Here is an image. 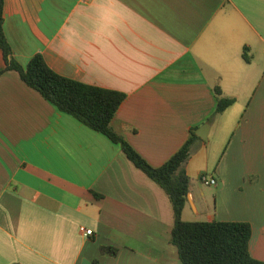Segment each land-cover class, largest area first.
Wrapping results in <instances>:
<instances>
[{"label":"crops","instance_id":"crops-1","mask_svg":"<svg viewBox=\"0 0 264 264\" xmlns=\"http://www.w3.org/2000/svg\"><path fill=\"white\" fill-rule=\"evenodd\" d=\"M4 20L23 67L41 55L124 94L112 126L152 167L209 126L186 165L182 218L249 223L264 262V0H5ZM0 73V264H182L165 191L6 71L1 47ZM216 88L235 100L217 115Z\"/></svg>","mask_w":264,"mask_h":264},{"label":"trees","instance_id":"trees-1","mask_svg":"<svg viewBox=\"0 0 264 264\" xmlns=\"http://www.w3.org/2000/svg\"><path fill=\"white\" fill-rule=\"evenodd\" d=\"M4 6L5 0H0V47L6 71L17 72L29 88L37 91L60 111L121 145L127 158L165 191L174 212L171 242L177 248L182 264H264L250 253L252 227L249 223L183 220L192 184L186 165L192 145L198 139L195 133L165 165L152 167L112 126L125 95L63 77L51 70L41 55H36L23 67L15 60L5 34ZM215 93L218 100L216 115L235 103L234 99L223 97L220 88H216ZM105 250L113 251L109 248Z\"/></svg>","mask_w":264,"mask_h":264},{"label":"built area","instance_id":"built-area-1","mask_svg":"<svg viewBox=\"0 0 264 264\" xmlns=\"http://www.w3.org/2000/svg\"><path fill=\"white\" fill-rule=\"evenodd\" d=\"M200 180H201V183L206 186H216L217 185V182L215 179H210L205 174L201 175ZM80 232L85 237H91L94 234L92 230L86 229L84 227L80 228Z\"/></svg>","mask_w":264,"mask_h":264},{"label":"water","instance_id":"water-1","mask_svg":"<svg viewBox=\"0 0 264 264\" xmlns=\"http://www.w3.org/2000/svg\"><path fill=\"white\" fill-rule=\"evenodd\" d=\"M209 126H205L202 129H200L199 131H196V134L203 139L204 141H208V136H207V130H208Z\"/></svg>","mask_w":264,"mask_h":264},{"label":"rangeland","instance_id":"rangeland-1","mask_svg":"<svg viewBox=\"0 0 264 264\" xmlns=\"http://www.w3.org/2000/svg\"><path fill=\"white\" fill-rule=\"evenodd\" d=\"M205 192L209 195L210 192H212L211 190H208V188H204ZM213 205L212 204V200L210 201V206ZM200 220H205L203 217L200 218Z\"/></svg>","mask_w":264,"mask_h":264}]
</instances>
